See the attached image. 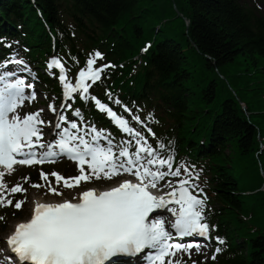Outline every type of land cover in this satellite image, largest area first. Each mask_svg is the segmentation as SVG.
<instances>
[{"label": "snow or ice", "instance_id": "obj_1", "mask_svg": "<svg viewBox=\"0 0 264 264\" xmlns=\"http://www.w3.org/2000/svg\"><path fill=\"white\" fill-rule=\"evenodd\" d=\"M0 43L12 48V43ZM69 60L74 63L69 65ZM103 60L99 50L90 53L83 66L77 57L49 58L47 69L53 75L58 69L62 90L59 105L58 97L48 105L55 120L45 118V109L24 111L37 98L38 76L29 60L17 50L0 63V208L23 210L31 203L29 218L7 235L0 264H129L126 258H138L131 264H205L208 259L202 251L206 245L183 242L189 237L211 240L217 227L206 214L208 196L199 183L203 169L176 163L172 141L165 143L151 126L159 123L154 111L142 115L135 102L129 105L107 89L102 100L91 91L115 67L98 63ZM74 66L79 68L70 79ZM91 107L104 114L117 133L87 119L84 113ZM65 157L76 163L77 175L41 169L43 183H30V175L19 178L59 199L29 201L24 183L9 187L6 182V176L19 170L16 166L35 167ZM124 175L131 178L117 179ZM99 180L116 182L104 189L85 186ZM65 189L74 192L71 198ZM18 193L22 196L14 202ZM215 240L212 260L226 244L221 236ZM194 255H204V260Z\"/></svg>", "mask_w": 264, "mask_h": 264}, {"label": "trees", "instance_id": "obj_2", "mask_svg": "<svg viewBox=\"0 0 264 264\" xmlns=\"http://www.w3.org/2000/svg\"><path fill=\"white\" fill-rule=\"evenodd\" d=\"M162 2H172L189 21L187 39L178 23L177 31L168 23L156 32L161 16L144 11ZM171 18L166 15L167 21ZM42 20L54 34L69 25L77 31V38L66 31L58 40L72 47L80 41L83 51L100 42L111 58L126 63L108 69L104 83L96 86L111 87L124 97L135 91L162 103L158 138L193 149L189 131L196 129L199 136L202 128L205 134L211 131L206 137L211 151L202 150L200 159L222 207L219 228L233 226L246 242L245 254L225 253L219 263L264 264V191L241 196L264 183V18L242 9L238 0H0V24L5 23L0 35L45 34ZM146 40H152L147 67L128 81L127 70L136 63L124 58ZM228 88L245 105L248 118Z\"/></svg>", "mask_w": 264, "mask_h": 264}, {"label": "rangeland", "instance_id": "obj_3", "mask_svg": "<svg viewBox=\"0 0 264 264\" xmlns=\"http://www.w3.org/2000/svg\"><path fill=\"white\" fill-rule=\"evenodd\" d=\"M244 1L247 3V5L249 4V6H251V3L253 5L257 4L256 5V7H257L256 10H257L258 14H260V15H262L264 17V0H244ZM169 5L170 6L173 5V3L170 2ZM159 8H161V9L164 8V5L161 4V3L155 4V5L152 6L151 10H154L155 11V9H156V11H158ZM145 10L146 11H149V10H147V7H145ZM160 16L164 17L166 15H164V13H162V15H160ZM183 33H184V31H183ZM184 36L187 39L186 34ZM13 50H14L13 48H4V47H2V49H0V59L2 57V54H1L2 52H4V53L5 52H11ZM19 53H21V52L19 51ZM49 103H51V102H49ZM48 105L49 104H47V102H46L43 105H41L38 109H45L44 115L45 116H48L49 115V116L52 117V114H50L48 112ZM64 165H66V164H61V165L57 166L56 167L57 172H59L60 174H61V171L64 172L63 175L65 177H68V174H72V173L74 174V176L78 174L77 165H70L69 168L67 167L68 170H64V167H63ZM68 171H69V173H68ZM28 174H29V172H27V171L26 172L25 171L20 172L18 175H16L11 180V182H10L11 184L10 185L12 186L16 182L24 183L23 181L19 180V178L22 177V176H24V175H28ZM125 177H127V176H125ZM121 178H122V176L121 177H118L117 179H121ZM170 179H175V178H170ZM38 182H40L39 179L36 180V181H34V182H32V183H38ZM114 182H116V181L115 180H113V181L99 180V181H93L92 183H88L85 186L86 187H93L94 186V187H101L102 188V187L108 186L110 184H113ZM162 183H165V181L162 182ZM24 186H27L28 187V191H32V194L31 193H27L28 197H31L30 201L37 199L36 196H35V194H34L37 191V189L30 187L29 183H24ZM75 191L76 192L77 191H80V189L77 188V189H75ZM72 193H73L72 190L65 189V196H71ZM69 198H71V197H69ZM42 199L43 200L59 199V197H53L50 194L48 196L42 197ZM30 205H31V203H29L27 207L23 208V210H18V214L20 215V219H26L28 217V214H29L28 209H29ZM8 213H9L8 219L9 220H12V218H13L12 214H10V212H8ZM15 221L16 220H13V221L8 222L6 224V226H5V228L6 229L9 228L11 222L13 223ZM202 251L208 257V259L205 261V264H209V263L216 264V261L211 259L212 254L210 253V251H208L207 249H204ZM185 259H186V256H185ZM193 259L198 260V261H203L204 260V255H199V256L194 255L193 256ZM188 264H191V261L190 260L188 261Z\"/></svg>", "mask_w": 264, "mask_h": 264}, {"label": "bare ground", "instance_id": "obj_4", "mask_svg": "<svg viewBox=\"0 0 264 264\" xmlns=\"http://www.w3.org/2000/svg\"><path fill=\"white\" fill-rule=\"evenodd\" d=\"M0 47H5L4 43L0 44ZM36 178L39 179V181H40L39 176L36 177ZM51 179H52L53 182H54L55 178L52 177ZM38 183H43V182L40 181V182H38ZM61 183H62V182H61ZM44 191H45V189H37V191L34 193L35 196H36V198L39 199V200H43L42 197H45V195H43ZM28 193H31V194H32V191H28ZM34 194H33V195H34ZM49 195H50V194H49ZM27 196H28V195H27ZM47 196H48V195H47ZM30 199H31V197H28V200H29V201H30ZM189 238H198V237H189ZM184 240H187V239H184Z\"/></svg>", "mask_w": 264, "mask_h": 264}]
</instances>
